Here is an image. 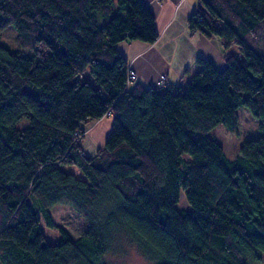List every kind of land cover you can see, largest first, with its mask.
Wrapping results in <instances>:
<instances>
[{
	"label": "trees",
	"instance_id": "trees-1",
	"mask_svg": "<svg viewBox=\"0 0 264 264\" xmlns=\"http://www.w3.org/2000/svg\"><path fill=\"white\" fill-rule=\"evenodd\" d=\"M199 1L188 28L220 39L224 66L198 58L184 86L161 89L128 84L116 48L158 37L142 0H0V33L13 26L29 49L0 44V264H108L122 231L151 264L264 254V0ZM239 106L259 135L229 159L207 132L236 131ZM105 115L110 132L88 154L83 126ZM181 192L190 209L175 208ZM55 204L76 211L85 232L56 225ZM41 222L57 228L54 242Z\"/></svg>",
	"mask_w": 264,
	"mask_h": 264
},
{
	"label": "crops",
	"instance_id": "crops-1",
	"mask_svg": "<svg viewBox=\"0 0 264 264\" xmlns=\"http://www.w3.org/2000/svg\"><path fill=\"white\" fill-rule=\"evenodd\" d=\"M142 1L154 15L158 37L151 43L141 40L116 43L117 50L137 72L136 82L161 89L184 86L201 67L198 58L210 60L219 68L224 66L220 39L188 28V19L198 8L199 0ZM161 74H164L163 80L160 79ZM90 123L81 142L83 149L93 154L105 142L112 116L105 115Z\"/></svg>",
	"mask_w": 264,
	"mask_h": 264
},
{
	"label": "rangeland",
	"instance_id": "rangeland-1",
	"mask_svg": "<svg viewBox=\"0 0 264 264\" xmlns=\"http://www.w3.org/2000/svg\"><path fill=\"white\" fill-rule=\"evenodd\" d=\"M15 37V28L11 25L6 26L0 33V44H4L12 50H21L24 53H28L29 49L20 45ZM258 44L264 51V36L258 40ZM231 51L237 57H241L235 44L231 45ZM85 77L93 86H97L92 76L85 73ZM237 115L238 123L236 131H228L222 125H217L207 132L209 136L221 144L225 155L229 159H232L238 154L239 147L245 140L256 138L259 135L258 119L245 106H239L237 108ZM28 124V119L23 117L15 123V126L18 129H23ZM90 124L83 126V128L87 130ZM64 168L77 175H81L80 171L74 165H69ZM175 208L190 209L182 192L180 193L179 201L175 205ZM48 210L54 223L64 227L74 237L83 234L87 229L83 218L68 205L55 204L49 207ZM41 227L49 242H54L57 239L58 230L56 227H49L43 222H41ZM103 260L108 264H151L150 260L141 253L138 246L132 241L130 235L124 231L119 232L116 236L110 250L104 254ZM246 264H264V254L260 255V259H247Z\"/></svg>",
	"mask_w": 264,
	"mask_h": 264
},
{
	"label": "built area",
	"instance_id": "built-area-1",
	"mask_svg": "<svg viewBox=\"0 0 264 264\" xmlns=\"http://www.w3.org/2000/svg\"><path fill=\"white\" fill-rule=\"evenodd\" d=\"M127 83H133L138 79V74L135 71V69L127 63ZM160 79L163 80L164 79V74H161Z\"/></svg>",
	"mask_w": 264,
	"mask_h": 264
}]
</instances>
